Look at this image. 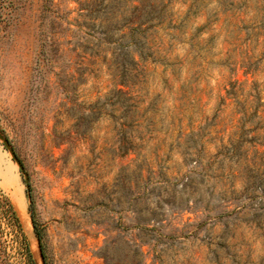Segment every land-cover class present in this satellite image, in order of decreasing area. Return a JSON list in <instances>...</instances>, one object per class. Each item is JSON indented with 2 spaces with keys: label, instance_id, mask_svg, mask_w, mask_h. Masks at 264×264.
Instances as JSON below:
<instances>
[{
  "label": "rangeland",
  "instance_id": "rangeland-1",
  "mask_svg": "<svg viewBox=\"0 0 264 264\" xmlns=\"http://www.w3.org/2000/svg\"><path fill=\"white\" fill-rule=\"evenodd\" d=\"M164 1L131 37L134 0H0V132L46 264H264V0ZM0 159L23 226L0 213V264H34Z\"/></svg>",
  "mask_w": 264,
  "mask_h": 264
},
{
  "label": "trees",
  "instance_id": "trees-1",
  "mask_svg": "<svg viewBox=\"0 0 264 264\" xmlns=\"http://www.w3.org/2000/svg\"><path fill=\"white\" fill-rule=\"evenodd\" d=\"M134 2L136 4H134L133 8H134V11L136 12L137 18H135L136 20H134L136 26L131 29V33H130L131 37H137V35L145 32L142 30L143 26H147L145 30H148L151 27L161 25L160 16L159 15L151 16V13H155V11H157L160 6H162V8L165 9L164 7L166 5H165L164 0H134ZM154 4H156V6H154ZM148 7L152 9L149 10ZM163 9H159V10L162 11ZM30 212H31L32 222L34 225V232L36 234L37 239L40 240L42 248H43V243H42L43 232L39 228V224L37 223L35 219L32 205L30 206ZM0 213L5 219L8 220V222L13 223L20 230V232L23 233V226H22L21 220L13 204L6 197H3L0 199ZM27 248L29 249V246ZM32 257H33V254H32Z\"/></svg>",
  "mask_w": 264,
  "mask_h": 264
},
{
  "label": "water",
  "instance_id": "water-1",
  "mask_svg": "<svg viewBox=\"0 0 264 264\" xmlns=\"http://www.w3.org/2000/svg\"><path fill=\"white\" fill-rule=\"evenodd\" d=\"M0 141L4 144V147L6 148V150L9 152V154L11 155L12 159L14 160V162L17 164L23 178H24V182H25V187H26V191H27V196L29 199V203L30 206L32 205V198H31V186H30V177L29 174L26 172L24 165L22 164V162L20 161V159L18 158L14 148L11 146L9 140L0 132ZM31 227L34 230V225L32 222V217H31ZM33 254V259L35 264H46V258L44 255V251L41 245V242L39 239H36V251L32 252Z\"/></svg>",
  "mask_w": 264,
  "mask_h": 264
},
{
  "label": "bare ground",
  "instance_id": "bare-ground-1",
  "mask_svg": "<svg viewBox=\"0 0 264 264\" xmlns=\"http://www.w3.org/2000/svg\"><path fill=\"white\" fill-rule=\"evenodd\" d=\"M3 161H4V159H3ZM4 166H6V165H4ZM2 175H3L6 183L9 185V187L12 190V193H13V196H14V198L16 200V204L18 206V210L20 212V215L24 219L27 218V210H26V207H25V201H24V198H23L22 189H21V187L19 185L18 176L15 173L14 165L13 166H11V165L10 166H6L5 168H3Z\"/></svg>",
  "mask_w": 264,
  "mask_h": 264
}]
</instances>
